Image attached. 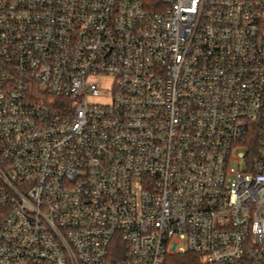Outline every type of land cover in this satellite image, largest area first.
Here are the masks:
<instances>
[{"label": "built area", "instance_id": "built-area-1", "mask_svg": "<svg viewBox=\"0 0 264 264\" xmlns=\"http://www.w3.org/2000/svg\"><path fill=\"white\" fill-rule=\"evenodd\" d=\"M185 252L264 264V0H0V264Z\"/></svg>", "mask_w": 264, "mask_h": 264}, {"label": "rangeland", "instance_id": "rangeland-1", "mask_svg": "<svg viewBox=\"0 0 264 264\" xmlns=\"http://www.w3.org/2000/svg\"><path fill=\"white\" fill-rule=\"evenodd\" d=\"M101 90H103V88ZM245 150L246 148L244 146H239L232 150L231 155L234 158L233 160H230L228 167H227L228 172H227L226 181H225V184L227 187H234L237 182L236 172L245 171L246 169V163H245L243 156L238 154L239 151L244 152Z\"/></svg>", "mask_w": 264, "mask_h": 264}, {"label": "trees", "instance_id": "trees-1", "mask_svg": "<svg viewBox=\"0 0 264 264\" xmlns=\"http://www.w3.org/2000/svg\"><path fill=\"white\" fill-rule=\"evenodd\" d=\"M253 139V138H252ZM252 139H249L250 142ZM197 256L191 252L169 255L166 264H195Z\"/></svg>", "mask_w": 264, "mask_h": 264}]
</instances>
